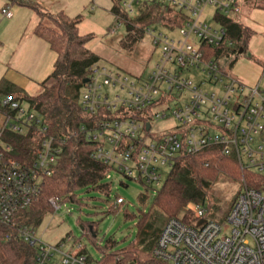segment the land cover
Returning a JSON list of instances; mask_svg holds the SVG:
<instances>
[{"label":"built area","instance_id":"built-area-1","mask_svg":"<svg viewBox=\"0 0 264 264\" xmlns=\"http://www.w3.org/2000/svg\"><path fill=\"white\" fill-rule=\"evenodd\" d=\"M144 3L159 4L163 15L170 18L141 28L116 16L111 32L123 24L132 28L134 36L143 30V35L160 48L156 65L146 75L132 76L97 63L80 92L84 123L78 133L94 147L91 158L108 168L104 182L111 184V173L115 172L156 191L180 156L208 149H219L223 156L234 158L243 172L264 179V66L253 86L229 72L225 61L242 53L227 55L235 44L220 21L223 16L240 17L244 3L124 0L122 6L130 17H136ZM207 7L215 12L217 28L204 20ZM2 14L12 18L7 8ZM155 26L179 37L157 33ZM196 72L202 75L199 82L193 78ZM205 86L215 91H207ZM162 122L165 129L154 133L155 125ZM13 136H30L35 155L18 160L10 140ZM63 143L50 133L47 120L28 104L0 96L1 224L18 225L19 215L38 202L43 180L52 175ZM242 184L244 189L224 224L206 219L203 206L190 205L187 210L195 221L169 220L154 257L167 264H264V183L255 179L249 187L243 179ZM75 198L71 204L79 200ZM67 202L65 198L51 199L52 214ZM124 204V199L116 196L113 207ZM19 236L36 249L34 264H95L81 243L69 247L71 237L48 245L37 239V231L24 225H19Z\"/></svg>","mask_w":264,"mask_h":264},{"label":"trees","instance_id":"trees-1","mask_svg":"<svg viewBox=\"0 0 264 264\" xmlns=\"http://www.w3.org/2000/svg\"><path fill=\"white\" fill-rule=\"evenodd\" d=\"M111 1V13L131 26L145 28L165 19L159 4L144 3L132 19L123 9L124 0ZM244 1L247 7L264 11V0ZM9 3L35 10L41 17L49 16L53 26L42 21L36 26L34 34L49 44L56 60L50 76L42 83L44 90L37 96L27 95L5 78L0 80V96H10L28 104L47 120L50 133L56 139L65 141L63 153L52 175L43 180L38 202L19 215L18 225L0 223V264H34L36 249L20 238L19 225L37 231L53 212L50 206L53 198L75 202L81 190L110 194L111 185L104 182L108 168L91 158L94 147L78 133L80 125L84 123L80 92L85 86L84 81L90 76L91 67L101 59L87 48L94 35L79 34V26L84 20L82 15L70 18L63 11L53 15L40 10L37 3L24 0H8ZM220 21L227 29L228 38L235 44L227 55L237 54L241 50L242 54L247 52L255 32L239 17L223 16ZM142 36L143 30L139 31L138 36L129 33L121 41V46L131 52ZM10 140L18 160L35 155L30 136H13ZM222 175L238 182L246 179L249 187L254 186L255 179L264 183L261 177L243 172L234 158L223 156L219 149L204 150L194 156L184 154L178 158L162 186L155 191L151 210L139 216L136 238L123 248H118L116 242L109 240L104 248H99L103 256L94 260L95 264H167L153 255L163 227L171 219L193 223L195 218L187 208L190 205L204 206L211 187ZM138 200L144 205L147 196L141 195ZM116 209L112 207L109 211ZM83 227L85 235L94 242L95 224H83Z\"/></svg>","mask_w":264,"mask_h":264},{"label":"rangeland","instance_id":"rangeland-1","mask_svg":"<svg viewBox=\"0 0 264 264\" xmlns=\"http://www.w3.org/2000/svg\"><path fill=\"white\" fill-rule=\"evenodd\" d=\"M24 1L37 3L44 12L56 11L53 0ZM112 3L111 0H92L87 9L75 6L68 9L72 15L70 17L79 13L83 16L79 34L94 35L87 48L100 57L101 65L132 76L146 75L158 62L160 48L153 45L149 36L143 35L133 51L124 50L121 41L128 34L126 25L123 24L119 30L111 32L117 24L109 12ZM9 4L8 0H0V79L5 78L15 83L29 96H37L44 90L42 83L50 76L56 55L46 41L34 35V30L42 21L49 26H53V23L49 16L41 17L35 10L15 3ZM6 7L12 13V18L8 19L2 15V10ZM254 10L244 5L239 17L242 23L259 27L250 47L241 56H233L225 61L229 72L241 81L256 79L259 75L258 68L264 66V57L257 52L264 50V13ZM214 15L213 8L207 7L204 10V20L213 29L217 28ZM131 17L134 18L135 15ZM162 17L170 18L169 15ZM155 28L157 33L176 39L179 37L178 33L169 32L159 26ZM119 52L121 53L117 54ZM200 77H202L200 72L193 73L195 82H199ZM205 89L215 91V88L210 86H205ZM170 124L175 125V122L172 121ZM166 126L164 122L155 125L154 133H160ZM111 176L109 195L97 191H79L78 202L73 204L67 202L57 214H50L44 219L37 230V239L48 245H57L71 237L72 242L69 243V247L75 246L76 242L81 243L95 260L103 256L99 248H104L109 240L116 242L118 248H123L133 241L138 233L139 216L151 210L156 192L153 187L137 180H129L121 174L112 172ZM166 177L165 173L164 179ZM243 189L242 182L222 175L211 187L203 206L206 210L205 218L224 224ZM141 195L147 196L144 205L138 200ZM116 196L123 198L125 204L110 212ZM127 215L133 217L127 218ZM88 223L95 224L94 242L84 232L83 224ZM121 264L125 263L121 262Z\"/></svg>","mask_w":264,"mask_h":264},{"label":"crops","instance_id":"crops-1","mask_svg":"<svg viewBox=\"0 0 264 264\" xmlns=\"http://www.w3.org/2000/svg\"><path fill=\"white\" fill-rule=\"evenodd\" d=\"M243 3H244V5H245V1L244 0H241ZM90 2H92V0H62V1H60V0H53V6L56 8V11H55V13H52L51 11H49L48 13H50V14H53V15H55V14H57V13H59L60 11H63L67 16H72L70 13H69V9L68 8H70V7H73V6H75V7H77V8H82V7H84V8H88V4H90ZM113 4V3H112ZM246 6V5H245ZM113 7V6H112ZM112 7H111V9H112ZM7 9H9L8 7H6ZM111 9L109 10V12L111 13ZM255 11H258V12H262V13H264V11H261V10H254V12ZM3 15V14H2ZM80 15V13L79 14H77L76 16H79ZM111 15L113 16V18L116 20V16H114L112 13H111ZM76 16H74V17H76ZM5 17V16H4ZM74 17H70V18H74ZM246 26H248V27H250L254 32H255V35L257 34V31H258V28L259 27H257V26H255V25H252V24H245ZM36 28V27H35ZM261 29V28H260ZM35 31V30H34ZM35 35V34H34ZM253 40V39H252ZM252 42V41H251ZM251 44V43H250ZM249 47H250V45H249ZM258 50V49H257ZM260 55H262L263 57H264V50H258L257 51ZM56 60V59H55ZM55 63V62H54ZM53 66H54V64H53ZM256 67V66H255ZM259 69V75L257 76V78L256 79H254V80H252V81H244V80H242V82H244L245 84H247V85H250V86H253V85H255L257 82H258V80H259V78H260V75H261V68H258ZM53 70V69H52ZM1 79H3V78H1ZM0 79V80H1ZM8 81V80H7ZM9 83H11V84H13V85H15L17 88H19V89H21L23 92H24V90L22 89V88H20L18 85H16L15 83H13V82H10V81H8Z\"/></svg>","mask_w":264,"mask_h":264},{"label":"water","instance_id":"water-1","mask_svg":"<svg viewBox=\"0 0 264 264\" xmlns=\"http://www.w3.org/2000/svg\"><path fill=\"white\" fill-rule=\"evenodd\" d=\"M126 31H127L128 34L131 33L132 32V28L131 27H127ZM241 53H243L242 50H241ZM88 82H89V80L87 79V80L84 81V84H87Z\"/></svg>","mask_w":264,"mask_h":264}]
</instances>
